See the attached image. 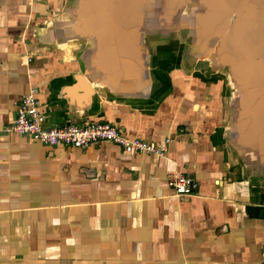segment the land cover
I'll return each mask as SVG.
<instances>
[{
    "label": "crops",
    "instance_id": "0c3cea01",
    "mask_svg": "<svg viewBox=\"0 0 264 264\" xmlns=\"http://www.w3.org/2000/svg\"><path fill=\"white\" fill-rule=\"evenodd\" d=\"M83 7L0 0V264H264V164L236 140L226 68L179 17L159 26L160 0L124 49L135 28L106 33ZM32 89L48 124L108 121L166 155L9 132ZM180 172L194 195H176Z\"/></svg>",
    "mask_w": 264,
    "mask_h": 264
},
{
    "label": "water",
    "instance_id": "95a60500",
    "mask_svg": "<svg viewBox=\"0 0 264 264\" xmlns=\"http://www.w3.org/2000/svg\"><path fill=\"white\" fill-rule=\"evenodd\" d=\"M147 0H81L85 14H94L102 28L122 36L125 28H135L140 43L145 23L143 6ZM157 19L173 30L179 17L193 35L194 43L219 66L228 71L237 92L235 132L241 146L253 151L264 164V0H160ZM114 5V7H113ZM116 5L122 6L120 14ZM104 36V35H103Z\"/></svg>",
    "mask_w": 264,
    "mask_h": 264
},
{
    "label": "built area",
    "instance_id": "2783aa9c",
    "mask_svg": "<svg viewBox=\"0 0 264 264\" xmlns=\"http://www.w3.org/2000/svg\"><path fill=\"white\" fill-rule=\"evenodd\" d=\"M7 130L49 145L63 144L75 148H85L94 143L111 142L120 145L126 152L166 155L162 143L128 137L120 126L108 121L48 124L45 113L41 110L37 91L34 89L22 98ZM170 183L177 196L194 195L200 185L195 177L184 172L176 174Z\"/></svg>",
    "mask_w": 264,
    "mask_h": 264
},
{
    "label": "rangeland",
    "instance_id": "374dc122",
    "mask_svg": "<svg viewBox=\"0 0 264 264\" xmlns=\"http://www.w3.org/2000/svg\"><path fill=\"white\" fill-rule=\"evenodd\" d=\"M178 25H179V24H177V26H178ZM178 27L181 28L180 25H179ZM150 38L152 39V37H150ZM153 39H154V42L157 44L159 40H158L156 37H154V36H153ZM153 39H152V40H153ZM171 40H172V38H171Z\"/></svg>",
    "mask_w": 264,
    "mask_h": 264
}]
</instances>
